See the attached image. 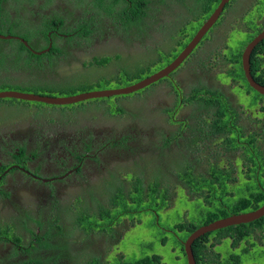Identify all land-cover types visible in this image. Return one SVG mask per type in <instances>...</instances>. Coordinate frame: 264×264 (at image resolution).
<instances>
[{
  "label": "rangeland",
  "instance_id": "1",
  "mask_svg": "<svg viewBox=\"0 0 264 264\" xmlns=\"http://www.w3.org/2000/svg\"><path fill=\"white\" fill-rule=\"evenodd\" d=\"M75 1L76 0H50L47 2L46 0H24L19 4L18 10H16L18 5L14 7V3L9 2V17L10 19L15 18L16 14H18V16H21L23 19L32 22L33 25H37L40 24V19L42 16H47L50 13H55L57 16V12L66 11V7H69V2L73 3ZM92 8V0H83L79 3V9L77 11L76 8L71 9L73 15L67 17V21L71 22L75 17H78L80 12L86 19L87 14L90 13V9ZM14 9L16 11H13ZM176 15L177 13H175L174 16L170 18V23L176 21ZM254 16L255 14L251 12L247 13L243 17L244 25L249 26ZM226 17H230V22L228 24H221L219 20L215 26L220 27L221 31L224 32L228 30H231L232 33L240 32L239 26L242 21L241 14L238 15V13H234L233 15H229L227 13ZM65 25L69 26V24L66 22ZM93 25H95V33L90 37V40H87L86 42L81 40L76 41L79 42V44H75L74 42V45L68 42L65 43L64 38H66L65 40H69V38L63 34L61 36L63 38L61 39L54 37L53 35L51 36V40L54 41V43L56 41L57 48L60 51H66L68 55L65 57H59L57 61H55L57 64L56 67H54V65L50 67V65L46 64L47 66H45L43 64V66L41 65L36 70H39V74L43 73L41 76L45 80H50L61 86L60 90L59 87L52 90L51 92H46L44 90H33L28 87L18 88V90H8L5 87H0V89L3 88L0 91H18L52 98H64L79 93L96 90V88L93 87L94 85L86 82L95 80L97 81L101 77L108 75L110 70L111 72L117 71L121 66H123V58L117 59L114 63L112 62L108 67L102 70H97L94 68V66L92 67L88 65L94 57L103 55L101 50L106 48V40L113 35V31L115 30L114 23H112L109 18L101 17V15H97L95 17ZM157 25L156 23H150L149 27L153 30H158ZM36 28L38 29V27L35 26L34 28L30 27L32 33H35ZM188 31L192 32L193 27ZM134 38L139 39L140 36ZM237 38L238 37L234 35L233 41L231 40L229 42L233 45L232 48L239 44V41H236ZM32 39L38 42L35 37H32ZM219 39L220 37L218 40ZM35 46L39 47V43ZM139 46L142 48L145 47V45L142 43H139ZM90 48L92 50V54H81L80 51L86 52V50H88L90 52ZM203 50L205 52L204 54H207V56L202 60L203 66L198 65L195 56L192 60L186 63V67L189 71L200 74L201 82H198L194 88H202L203 86L207 87V79L212 80V86L209 88L231 92V96L236 97L237 101L238 99H241V102L239 103L247 111L248 117L255 118L252 116V114L255 113V110H252L253 108L247 107L248 98H243L241 94L236 91V85L232 84L230 79L225 77L224 74L228 69V66L225 65L224 62L223 66L215 65L218 63L217 58L220 56V54H222V51L212 53L214 50L209 46H204ZM169 51H172V49ZM237 51V49L229 50L230 54ZM129 56L134 62H137V59L134 55L129 54ZM130 58H128L126 62L130 63ZM148 59L153 60L154 55H147L142 60ZM160 66L161 65L158 63V68H151L148 72L144 73L143 77L139 80L126 81L125 79H122L119 83H111L98 90L117 89L129 86L157 72L160 70ZM202 69H205L203 73L204 77H202ZM39 74H36L31 70L29 72L21 71L20 74L14 73L11 74V76L16 77L14 78L15 84H18L21 81V79L18 78L19 75L24 81L36 83L41 81ZM111 75H113V73ZM102 85V83H99V86ZM165 86L166 84L161 82L151 86L149 85L143 90L135 93L121 95L122 97L117 99H115V96H112L107 97V100L90 99L65 106H52L41 103L24 102L20 100H4L3 102H0V132L7 138L9 136H18L22 134V141L27 140V135L29 136L30 134L32 136V150L35 151L36 156L38 155L36 159L42 157L44 160L49 162V170L46 169L47 172L42 171V174L40 175L45 173L47 175H56L58 173V169H62V173H64L68 169L72 168L73 157L70 156V153L72 155L75 154L76 156H82L83 154L89 155V153L95 154L97 149H102L103 144L115 140L121 141L126 137V135L129 134V132L132 131L135 132L137 136L145 135V145L143 143L141 145L146 146V150L140 153V158H130L131 161L137 160L138 163L142 165V167H138L136 164L135 165L137 167H134L131 165L132 162L128 161H125L123 164L118 162H113L110 164V167L113 169L123 168L127 171H132L127 176L124 171H120V174L122 175L120 176V180L124 182V187L131 188V185L135 180L134 178L139 176L137 171H140V174L142 172L148 174L150 171H155L156 168L154 165L158 163L159 159L162 164V173L158 175L160 179H163L164 176H168L167 172H165L163 168L165 167L170 169L172 167L170 163L173 162V159L170 158L169 155L157 157L155 154H152L148 148L151 147L154 142V134L157 128H160V130L164 129L167 132H169L171 129L176 131V129L181 128V125L178 124L167 126L164 124V120L167 119L168 115L162 114L163 112L158 113L159 110L157 108H161V110L170 108L173 111V122L180 121V114L178 113L180 108H174L178 91L173 93L171 90H169L165 93L164 91H161L165 88ZM249 94L255 98V94L253 92H250ZM181 96L182 98H187L190 96V94L184 93ZM147 97L148 99L146 100ZM163 103H165L166 107L157 106ZM118 105L125 107L123 108L124 110H129L133 113L139 110V114H141L139 120L137 121L136 119L131 118L127 119L128 116L126 114L117 115L114 111H112V109ZM259 105L260 107H264V104L262 103ZM23 108L30 109L23 113ZM10 114L21 115L11 117L12 115ZM249 121L254 122L255 119H248V122ZM111 126L114 128L111 129ZM115 128L116 131H114ZM55 140L59 141L58 146L55 144L56 147L61 148L59 146H64L66 150L63 149V152L61 153L59 149L54 146L49 149L48 145H51ZM127 143L132 149L138 148V145L135 142ZM5 145L6 143L4 138L0 137V155L4 153V150L11 149V147H5ZM84 146L86 148H84ZM39 149L41 150L38 151ZM29 151L31 150H28V152ZM66 152L68 155H65ZM236 153L238 154V152ZM237 154H230V156L233 155L230 157V162L234 169L239 170L242 164V159L239 154ZM207 157L208 156L206 153L202 151V153L200 152L190 158L191 160L195 159V163L197 164V169L194 171H198L199 168H205L207 165ZM3 160H5V158H3ZM93 160L95 161V159H91L90 162H86V164L81 165V170L76 175V178L80 177V179H75L74 183H72L75 185L84 184L82 187H80V189L74 190L69 194H58L54 189H50V192L47 196H32L28 194L27 199H29V201L27 206H29V210H26V215L28 218L22 222V224L26 226L25 228L27 232L23 233L26 234V238L30 237V232L33 234L42 232L50 219L59 215L60 213H63V211L60 212V210H65V215L68 222L64 218H60L56 226L54 228L52 227L49 232L52 234L60 233L54 230L57 226H59L62 231L61 234L66 235V233H69L67 235L69 237H65V241L63 242V249H68L77 260L80 259V264H85L89 260L94 259L96 260L97 264H114L115 259L113 258L117 255L125 256V262L145 256L157 255L160 257L159 264H185L183 252L179 251V248L175 246L177 243L174 241L172 235L164 234L163 230L178 222L181 223L184 221H196L199 218L200 213L203 211L201 210L202 204H207H205L202 200H199L202 204L195 200L196 195L187 193V190L180 184H178V186L183 189L182 192L176 188L174 190L175 194L172 201H169L168 206H166L167 208L165 207L157 211V217L140 211L133 216L127 215L123 218L120 217L116 222L111 223L116 231L114 238L109 237L106 234H85L80 230L79 231L81 233L74 230H71V232L69 231L71 226L76 227L73 223L77 212L87 211V209H89L90 212H94L97 206H101L102 209L110 208V205L108 202H106V199L102 200L99 199V197L102 193L110 196L112 190L114 189V185L117 183V179L110 177L109 181L104 182L108 178L106 169L101 166V171L96 170L95 167L98 164L96 161L92 163ZM58 161H61L63 165H58ZM10 163L11 161L3 162V167L6 168ZM38 164H40L39 161L36 163V166H38ZM226 164H228L227 155L225 156L224 161V165ZM89 168L92 169L91 172H89ZM6 171L12 170L8 168ZM71 175L72 174L70 173V175L66 177V181L71 180ZM145 178L144 183H146ZM173 178L174 177H170L169 180ZM19 180L21 183L27 182L23 177H20ZM9 181H12L11 174L7 175V178H5L3 187H7ZM60 183L64 184L65 182L60 181ZM55 184H58L57 181H54L49 187H53ZM19 186V184L14 185L15 188ZM237 193H240L238 189ZM21 194L22 193L17 190L14 195L20 196ZM76 199L79 201H76ZM0 203L4 205V201H0ZM24 211L25 210H22L19 207H13L12 204H9V207L6 210L0 211V220L2 223H5V226L10 225V223H13V221L18 222L17 217H22ZM64 226L68 230L63 229ZM163 235H165L164 237H167L168 239L162 245L159 243V240L161 237H163ZM120 236L122 237L118 241ZM186 237L187 236H185L180 243H183ZM212 237L213 236L209 237L210 243L212 242ZM5 249L6 251H4V253L6 255L8 252H10V248L8 246V248ZM3 250L4 247L0 245V252ZM215 251L220 256L222 255V257H224V254H227V243L224 242L221 245L216 246ZM251 258L252 256L249 257V260ZM0 259L4 258L0 257ZM256 260L258 264H264V258L257 256ZM120 261L122 263L124 262V259ZM51 262L52 261L50 260V263ZM53 263L56 264V260H54ZM57 263L67 264L66 261L63 262L62 260L58 261Z\"/></svg>",
  "mask_w": 264,
  "mask_h": 264
},
{
  "label": "trees",
  "instance_id": "2",
  "mask_svg": "<svg viewBox=\"0 0 264 264\" xmlns=\"http://www.w3.org/2000/svg\"><path fill=\"white\" fill-rule=\"evenodd\" d=\"M21 1L24 0H9L8 3H14V7L18 5L16 7V10H18L19 4L22 3ZM46 1L49 2L50 0ZM82 1L83 0H80V2ZM218 1L219 0H128L127 6L130 5L128 10L116 12L114 11L115 4L120 6L122 5V1L93 0V8L90 9V11H93L95 15H101V17L109 18L115 25L123 24L127 20V27L125 30L131 32L132 30L137 29V37L145 30V28H147L148 21H150L155 12L158 11L155 7L183 3L186 4L188 10L194 16V20H198L204 18L206 15H209L217 5ZM6 2L7 0H0V35L6 37L9 36L11 38L8 40H0V72L5 75L0 76V87H5L8 90H18V88L28 87L33 90H44L46 92H51L59 87L60 90L61 86L50 80H45L41 76L43 73L39 74V70H36L39 67H36L35 65L40 64V61H38L39 57L32 56L25 50L20 42H14L12 40V36H19L30 46L31 49L34 50L37 43L31 40L32 37L36 36L38 38V42L43 41L46 43L49 31L52 32L51 36H57L53 33L56 29L48 28L44 25L47 20H43L40 23L41 26H38L40 30L36 28L35 33H32L30 27H20V25L27 24L28 22L21 16H18V14H16L15 18L10 19L8 12L9 7ZM123 3L125 4L126 2L123 1ZM137 4H139V8H136ZM16 10L14 9L13 11ZM55 16V13H52V17L49 20L54 19ZM94 21L95 20L92 18L90 20L91 24L85 23L77 30L74 34V38H72L74 39V43L79 44V42L76 41L81 40L86 42L89 40V38L95 33V25H93ZM54 24L58 25L57 19ZM169 31L170 30L166 27L164 29V34L167 35ZM63 33L64 32H62V34ZM238 46H240V43L236 47L230 49H237L238 51L231 53L232 57L230 58V61L233 64L228 67L224 75L226 78L230 79L232 84L236 85V91L239 92L243 98H248L247 107L255 110V113L252 114L255 118L248 117L247 111L239 103L241 102V99H238L237 101L236 97L231 96V92L227 91L222 94L220 93L221 90L208 88L206 86L192 89L190 96L185 98L184 102L200 107L193 110L192 117H189L187 120H191L198 125L194 130L197 134H193V138L188 135V133L185 137H181L184 145H182L181 148H179V150H177V152L173 155L174 160L170 163L172 167L170 169L165 167L163 168L165 172H167L168 176H164L163 179L158 177V175L162 173V164L159 159L158 163L154 165L156 170L150 171L148 173L149 175L143 172L140 174V171H137L139 176L134 178L135 180L131 185V188L124 187V182L120 181L116 186H114L110 196L106 195V202L110 205L109 209H99L97 206V212L96 210L94 212H90L89 209H87V211L77 212L73 224L76 227L78 226L81 232L90 234L93 229L96 228L95 226L100 222L101 231L106 233L107 236L114 238L116 231L115 229L110 231L111 223L116 222L120 217L123 218L127 215L133 216L140 211L157 217V211L165 208L168 206L169 201H172L175 194L174 190L177 188L182 192L183 189L178 186V184H180L187 190V193L196 195L195 200H202L205 204H207L204 205L199 201L202 204L201 210L203 211L200 213L199 218L196 221L178 222L163 230L164 234L172 235L174 241L177 243L175 246L179 248V251L183 252L182 243L180 242L197 227L229 215L252 211L264 204V107H260L259 105L261 103L264 104V98L254 92L246 84L240 68L239 55L241 53V49ZM46 48L47 47L45 45V49ZM8 52L9 54L10 52L12 53L10 54L11 57L7 56ZM65 52L66 51H60L57 46L54 49L53 46H51L49 51L46 54H43V57L48 61H54L55 63V59L58 56L65 57L68 55V53ZM262 52L263 49L261 46H257L253 49V51H251L249 58V70L252 79L259 85L264 86V57L261 58V56L258 55ZM107 62L108 59L106 57L97 56L94 57L88 65L92 67L94 66L97 70H102L107 67ZM54 63H52L50 67L53 65L56 67L57 64ZM153 67L158 68V63H156L155 59H139L137 62L133 61L130 65H127V67L121 66L114 72L113 75H106L97 81H87L86 83H91L94 85L93 87L98 90L111 83H119L122 79H125L126 81L139 80L143 77L144 73L148 72ZM31 70L40 75V82L29 83L21 80L18 84L13 83L15 80L11 74L20 71L29 72ZM99 83H102L103 85L99 86ZM250 92L255 94V98L250 96ZM115 97V99H117L122 96ZM4 100L13 99H3L0 100V102H3ZM101 100L107 99L101 98ZM123 108L125 107L118 105L114 107L112 111H114L117 115H133V117L139 120L141 115L139 114V110L133 113L129 110L125 111ZM28 109L30 108H23V113H25ZM163 113L168 115L167 119L164 120V124L167 126H171L172 124H182L180 121L173 122L171 119L173 111L170 108L163 110ZM18 115L21 114H12V116ZM248 119H255V121L248 122ZM173 133H170L169 135L167 131H158L155 132V136L159 141H164L166 139L165 144L162 146L165 147L169 144V141L176 139V135H173ZM202 134H207L208 137L218 139L220 147L223 149L225 155L228 153L237 154L236 152H238L242 159L240 169L238 167L237 168L239 170L234 169L231 162L224 165L222 160H219L213 163L207 162L205 168H199L198 171H194L197 169V164L195 163V159L191 160L190 158L200 153L199 146L203 144L204 138L201 137ZM148 148L152 154H159L162 157L164 156V151H161L160 149L158 150L154 142L152 146ZM28 155L34 157L36 156V153L31 150L28 152ZM130 155L138 158L141 156L140 153L137 154L133 152ZM10 156L15 165L20 167V161H24L25 157L24 147H18L17 154L12 153ZM135 164L138 167H142L137 160H132L131 165L137 167ZM11 166L10 164L7 165V167ZM130 172L132 171L125 172L126 176ZM170 177L174 178L169 180ZM144 178L146 183H144ZM236 188L240 193H237ZM6 197H8V194L5 195V198ZM76 201L79 200L76 199ZM62 211L63 213H60L47 222L49 227L54 228L60 218H64L68 222L65 210H60V212ZM26 218H28L27 215L25 219ZM263 226L264 216L250 223L226 227L197 238L193 241L190 247L195 264H238L239 261H243V255L246 249H243L238 255H236V251L232 250L227 252V254H224L225 256L222 257V255L220 256L216 253L214 245L219 243L223 238H227L230 240L231 248H233L238 239L250 238V234L252 232L263 228ZM55 229L58 231L60 227L57 226ZM63 229L68 230L65 226ZM1 234H4V232ZM177 235L181 237H178ZM64 236L66 235H62L61 233H51L48 237H46L48 239V243L43 241L38 245L40 248H44L43 250L48 253L58 251L63 247ZM164 236L165 235H163V237L159 240V243L162 245L168 239ZM210 236H213L211 238V243L209 242ZM257 251L259 250L257 249ZM58 254L59 253H57L56 256H58ZM253 254L258 255L256 252ZM54 257L55 256H50L49 258L52 259ZM124 257L125 256L123 255H119L118 259H115L114 264H159L160 261V257L157 255L145 256L130 260L129 262H125ZM122 259H124V262L121 263L120 260ZM86 264L97 263L95 260L89 261Z\"/></svg>",
  "mask_w": 264,
  "mask_h": 264
},
{
  "label": "flooded vegetation",
  "instance_id": "3",
  "mask_svg": "<svg viewBox=\"0 0 264 264\" xmlns=\"http://www.w3.org/2000/svg\"><path fill=\"white\" fill-rule=\"evenodd\" d=\"M8 1L9 0H7L6 2L7 5H8ZM120 1H122L121 2L122 5L117 6V4H115L114 11L122 12L124 10H128V8L130 7V5L127 6L128 0H120ZM123 1L126 3L124 4ZM79 3L80 0H77L73 3L69 2L68 3L69 7H66V11L57 12V16H55V18L57 19L58 25L54 24L56 22L55 18L49 20L52 17V13L48 14L47 16H42L40 19V23L43 20H47L46 24L44 25H46L48 28L56 29V31H53V33H55V36L57 35L56 36L57 38L59 39L63 38L61 36H62V32H64L63 35H66L69 38V40H65L66 38H64V42L65 43L68 42L74 45L73 43L74 39L72 38H74V34L77 32V30L85 23L91 24L90 20L92 18L95 20V17L97 16L93 11H90V13L87 14V18L85 19L82 13L78 12L79 13L78 17H75L71 22H68L67 17L73 15L71 9L76 8L77 11L79 9ZM92 4H93V0H92ZM136 8H139V4L136 5ZM155 9H158V11L155 12L154 16H152L150 21H148L147 28H145V30L138 35L140 36L139 39L134 38L137 35L136 33L138 32L136 31L137 29L132 30L131 32L125 30V28L127 27V20L123 24H119V25L114 24L115 30L113 31V35L106 40L107 41L106 48L101 50L103 54L102 56L108 59V62L106 64L107 67L112 62L114 63L117 59H122V58H123L122 65L127 67V65H130L133 62V60L129 56V54H131L134 55L137 60L144 59V57L147 55L148 56L154 55V59L156 63H159L161 65L160 66L161 69L164 66H166L168 63H170L183 50V48L190 41L194 33L198 30L202 22L208 17V15H206L202 19L194 20L193 18L194 16L190 13L186 4L183 3L168 4L164 6L161 5L155 7ZM249 12L255 14V16L252 19L251 24L249 26H245L243 17ZM175 13H177L176 15L177 19H175L176 21H174L173 23H170L171 21L170 18H172ZM227 13L229 15H233L234 13H238V15L241 14L242 21L239 26L240 32L232 33L231 30L224 32L221 31L220 27L215 26V24L219 20L221 24L222 23L228 24L230 22V17H226ZM27 22H28L27 24H22L20 25V27L34 28V26L35 27L41 26L40 24L33 25L32 22L29 21ZM65 22L69 24V26L68 25L66 26ZM150 23H156V25L158 24L159 25V26L157 25L158 30L151 29L149 27ZM166 27L168 28V30H170L167 35L164 34V29ZM192 27H193V31L189 32L188 30ZM38 30L40 29L38 28ZM263 31H264V0H229L222 8V11L216 22L206 31V33L202 36L200 41L195 45V47L190 51V53L182 60L180 65L172 72H170L167 76L150 84L151 86L156 83L163 82L166 84V86L161 91H164L165 93L169 90H171L173 93L178 91V94L176 95L177 96L176 104L174 105V108L176 107L180 108V111L178 112L180 115L179 114L178 115L180 118V123L182 124H181V128L176 129V131L171 129L168 132L169 135L170 133L174 132L173 135H176V139L173 141H169V144L167 146L162 147L165 144L166 139L164 141H159L154 134V144L156 145L158 150L160 149L161 151H164L163 155H169V157L174 160L173 155L177 152V150H179V148H181L182 145H184L182 143L181 137H185L188 133V135H190L193 138L194 137L193 134H197L194 130L195 127H197L198 125L191 120L189 121L187 120L189 119V117L190 118L192 117L193 110L200 107H196L193 104L190 105L187 102H184V99L186 97L182 98L181 95L184 93L190 94L192 89H194V87L198 84V82H201V79L199 73H193L187 69L186 63L192 60L195 56L198 65L203 66L202 60L204 57L207 56V54L206 55L204 54L205 52L203 48L204 46H209L212 47L214 50L212 51V53L217 51H222V54H220V56H218L217 58L218 63L215 65L223 66L225 63V65L229 67L233 64L230 61L232 54H230L229 52V50L233 46L232 44L229 43L231 40L233 41V36L236 35L238 37L236 41H239L240 46L238 47H240L242 52L244 46L247 43H249L254 37L261 34ZM51 34L52 32L49 31L47 35L46 43L36 42L35 40L31 39L37 44L39 43V47L35 46L36 50L31 49L30 46L19 36H15V37L12 36V40L14 42H20V43L21 41H24L26 45L22 43L21 44L23 45L25 50L32 56L39 57L38 61H40V64H36L35 65L36 67H40L41 65L43 66V64L47 66L54 63V61L50 62L43 57V54H46L51 48V46H53V49L56 47V41L54 43V41L51 40ZM34 37L38 41V38L36 36ZM219 37L220 39L218 40ZM139 43H142L143 45H145V47L142 48L141 46H139ZM45 45L47 47L46 50H45ZM257 46H261V48L263 49V52L258 55L261 56V58L264 57V38L261 39L254 46V48ZM170 49H172V51H169ZM80 52L83 55L87 53L92 54L91 48H90V52L88 50H86V52L85 51L84 52L80 51ZM35 53H40V55H37ZM10 54L12 53L10 52ZM10 54L8 52L7 56L11 57ZM115 55L118 56L116 57ZM240 56L241 53L239 55V63H240ZM58 58L59 56L55 59V61H57ZM128 58H130V63L126 62ZM240 68H241V64H240ZM204 70L205 69H202L201 72L202 77H204L203 76ZM20 73L21 71L17 72L16 74H20ZM112 73L114 74V72L113 71L111 72L110 70L108 72V75H111ZM0 76H4V75L0 72ZM18 78L23 80V78L20 75L18 76ZM212 83H213L212 80L207 79L206 84L208 88L212 86L211 85ZM220 93L224 94L225 91H220ZM147 99L148 97L146 98V100ZM157 106L166 107L165 103ZM157 109L159 110L158 113L160 112L162 113L163 110H165V109L161 110V108H157ZM129 118L136 119L138 121V119L133 117V115L132 116L128 115L127 119ZM113 128L114 127L111 126V129ZM114 131H116V128ZM158 131L166 132L164 129L160 130V128H157L156 132ZM21 136L22 134L18 136H14V135L9 136L7 138L0 132V137L4 138L5 140L6 143L5 147H11V149L4 150V153L0 155L2 156L0 157V201H4V205H5L4 206L3 204L0 203V211L6 210L9 207V204H12L13 207L16 206L22 210H25L22 217H17L18 222L13 221V223H10V225L5 226V223H2L0 220V245L4 247V250L0 252V257L4 258V259H0V264H54L53 263L54 260H56V264H58L57 262L61 260L63 262L66 261L67 264H73V263L80 264L81 263L80 259L77 260L76 257H74L68 249H63L64 247L52 253H48L45 250H43L44 248L39 247L38 244L43 241L47 242L48 239L46 237H48L51 234L49 230L52 229V227H49L48 224L47 226H45V229L40 233L33 234L32 232H30L29 238H26V234H23L24 232H27L25 228L26 226H24L22 222L26 217V213H27L26 210H29V206H27L29 201V199H27L28 194L32 196L33 195L47 196L50 192V189H54L58 194H69L74 190L80 189V187H82L84 184L75 185L72 183H74L75 179H80V177L76 178V175L80 172L81 165L86 164V162H90L91 159H95L96 163L98 164L95 167L96 170L101 171L102 170L101 166H103L106 169L108 178L104 182L109 181L110 177H114L117 179V183L114 185L116 186L121 181L120 176L122 175L120 174V171H125V172L127 171L123 168L113 169L110 167V164L113 162H118L121 164H123L125 161L132 162L130 158L136 157L130 155L132 152L139 154L146 150V146L141 145L142 143L145 145V135L137 136V134L132 131L129 132V134L126 135V137L121 141L115 140L103 144L102 149H97L95 154L89 153V155L83 154L82 156H76L75 154L72 155L70 153V156L73 157L72 159L73 167L68 169L64 173H62L63 171L62 169H58V173L56 175H47L46 173L40 175L42 174L41 173L42 171L47 172L46 169L49 170V165H48L49 162H47V160H44L40 156H39L40 158L36 159L38 155L34 157L28 155V150H32L33 148V143L31 142L32 136L30 134L29 136L27 135V140L25 141H22L23 139H21ZM201 137L204 138H203V144L199 146V150L201 153L202 151L206 153V155L208 156L207 162L213 163L222 160V163H224L226 155L223 152V149L220 147L219 140L216 138L208 137L207 134H202ZM58 142H59L58 140H55L54 142H52L51 145H48V148L51 149L52 146L56 147L55 144L58 146ZM127 142H135L138 145V148L132 149L131 147H129ZM18 147H24L25 150L24 161L22 160L20 161V167L15 165L14 161L10 156V154L12 153L17 154ZM59 147L61 148L58 147L56 148L59 149V151L62 153L65 147L64 146H59ZM84 148L86 147L84 146ZM40 150L41 149H39L38 151ZM65 155H68V153L66 152ZM155 155L157 157H161L159 154H155ZM227 156H228V162H230L231 160L230 157L233 155L230 156V154L228 153ZM3 158H5V160H3ZM5 161H11L10 166L11 165L12 166L3 168V162ZM38 161L40 164L36 166V163ZM95 161L93 160L92 163H94ZM58 165L62 166L63 163L61 161H58ZM8 168H10L12 171H6ZM91 171L92 169L89 170V172ZM70 173L72 174L70 177L71 180L66 181V177L70 175ZM9 174H11L12 181L11 182L9 181L7 187H3L4 180L5 178H7V175ZM20 177H23L27 182L21 183L19 180ZM54 181H57L58 184H55L53 187H49L53 184ZM60 181H63L65 183L61 184ZM18 184L20 186L15 188L14 185H18ZM16 189L22 193L20 196L14 195L17 191ZM7 194L8 197L5 198V195ZM105 196L106 194L102 193L99 199L105 200L107 198ZM101 208L102 207L99 206V209ZM97 211L98 210H96V212ZM95 227L96 228L93 229V231L90 234L92 233L106 234L101 231L100 222ZM113 229L114 226L110 225V231H112ZM71 230L80 232L79 231L80 228L78 226L77 227L71 226L69 231L71 232ZM58 231L62 233L60 229ZM2 232H4V234H1ZM68 234L69 233H66V236H64V241H65V237H68L67 236ZM121 237L122 236L119 237L118 241L120 240ZM224 242L227 243V252L233 250L236 251V255L242 252L243 249H246L243 255V261H239L238 264H258L256 257L259 256L260 258H264V226L263 228L257 229L254 232H252L250 234V238L238 239L237 243L233 248H231L230 240H228L227 238H223L219 243L215 244L214 247L219 246ZM8 246L10 248V252H8L5 255L4 251H6L5 248H8ZM257 249L259 251H257ZM254 252H256L258 255L253 254ZM57 253H59L58 256H56ZM50 256H55V257L50 259L49 258ZM250 256H252V258L249 260ZM118 257L119 255L115 256L113 259H118ZM50 260L52 261L51 263ZM89 261H95V259Z\"/></svg>",
  "mask_w": 264,
  "mask_h": 264
},
{
  "label": "water",
  "instance_id": "4",
  "mask_svg": "<svg viewBox=\"0 0 264 264\" xmlns=\"http://www.w3.org/2000/svg\"><path fill=\"white\" fill-rule=\"evenodd\" d=\"M228 1L229 0L218 1L213 11L202 22V24L200 25L198 30L194 33L190 41L170 63H168L166 66H164L157 72L149 75L148 77L134 84L117 89L94 90L89 92H83L64 98H52V97L27 94L17 91H0V100L13 99V100L26 101V102L41 103L52 106H65V105H71V104L87 101L90 99H101L112 96H121V95H128L131 93H135L149 86L151 83L167 76L170 72L176 69L180 65L182 60L190 53V51L200 41V39L206 33V31L215 23V21L217 20V18L219 17L222 11V8ZM10 38L11 37L9 36L6 37L0 35V40H8ZM263 38H264V31L261 34L257 35L256 37H254L249 43H247L244 46L240 56V64H241V70L243 73L244 80L248 85V87H250L254 92H256L257 94H259L264 98V86L259 85L252 79L249 70V55L251 54V51L254 48V46ZM21 43L26 45L24 41H21ZM35 54L40 55V53H35ZM262 216H264V204H262L261 206L257 207L252 211L243 212L235 215H229L227 217L220 218L208 224L197 227L195 230H193L190 234L187 235L185 241L182 243L185 264H195L190 247L193 241L196 240L197 238L205 234L224 229L226 227L250 223L254 220L259 219Z\"/></svg>",
  "mask_w": 264,
  "mask_h": 264
}]
</instances>
